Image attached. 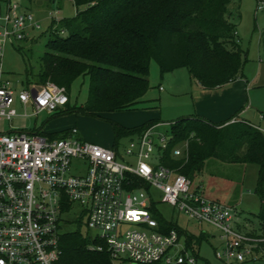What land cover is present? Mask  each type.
I'll list each match as a JSON object with an SVG mask.
<instances>
[{
  "label": "built area",
  "instance_id": "built-area-1",
  "mask_svg": "<svg viewBox=\"0 0 264 264\" xmlns=\"http://www.w3.org/2000/svg\"><path fill=\"white\" fill-rule=\"evenodd\" d=\"M263 8L264 0H256V10ZM36 26L33 14L18 10L16 2L7 0L0 9V118L17 115L14 97L22 115L52 114L69 100L64 86L24 84L5 75L6 44ZM157 124L130 140L123 159L118 149L77 138L74 127L58 138L39 129L0 132V264H61L59 223L66 203L69 210L81 205L86 227L96 232L91 237L100 242L93 248L105 249L112 261L124 256L134 264H197L191 244L182 243L175 228L162 231L152 215L151 187L161 192V201L219 231L223 248L215 251L217 258L227 264L255 259L253 247L264 236L239 228L231 207L192 190L185 174L162 163L172 135L155 133ZM186 151L184 141L171 156L186 159Z\"/></svg>",
  "mask_w": 264,
  "mask_h": 264
},
{
  "label": "trees",
  "instance_id": "trees-1",
  "mask_svg": "<svg viewBox=\"0 0 264 264\" xmlns=\"http://www.w3.org/2000/svg\"><path fill=\"white\" fill-rule=\"evenodd\" d=\"M73 2L76 13L61 19L59 30L52 24L49 26L45 50L37 60L25 64L23 83H56L65 87L70 99L71 83L87 75L88 97L75 107L77 112L97 115L136 109L149 88V65L153 57L161 72L185 67L203 89H213L242 76V51L235 25L227 18L230 0ZM60 31L66 35L62 36ZM259 44L264 51V27ZM158 122L151 120L132 129L115 125L114 129L116 135L139 134ZM169 132L172 138L162 151V163L178 169L191 181L209 157L257 164L255 191L260 208L256 216L264 223V132L258 125L242 118L229 117L213 123L195 116L174 121ZM184 141H187L186 159L172 157V148ZM139 185L142 184L139 182ZM69 208L68 203L63 207L66 211ZM152 215L162 231L175 228L179 235L183 233L175 224L166 222L155 205H152ZM77 222L85 224L83 217ZM99 243L79 230L61 232V264H113L105 249L93 248ZM186 243L190 244L189 236ZM258 247L264 252V241Z\"/></svg>",
  "mask_w": 264,
  "mask_h": 264
},
{
  "label": "rangeland",
  "instance_id": "rangeland-1",
  "mask_svg": "<svg viewBox=\"0 0 264 264\" xmlns=\"http://www.w3.org/2000/svg\"><path fill=\"white\" fill-rule=\"evenodd\" d=\"M6 1L0 0V9L5 7ZM11 1L18 4V10L30 11L34 23L38 25L29 28L27 37L8 42L3 52L2 66L6 77L13 81H24L28 62L37 60L45 50L49 26L52 24L61 29L59 21L73 16L76 7L73 0H56L54 3L45 0ZM227 8V18L235 25L236 38L242 51L244 64L241 77L205 90L190 77L185 67L161 72L158 61L153 57L149 65V88L144 101L136 109L97 115L77 112L75 107L82 105L88 97V76L84 75L71 83L68 104L52 114L41 112L33 115L28 112L22 115L24 109L14 97L13 106L17 115L11 119L0 118V132L13 129L31 131L35 128L42 133L61 136L62 132L74 127L78 131L77 138L118 149L120 159L125 158V147L131 139H136L137 134L116 135L115 125L132 129L156 120L159 122L154 128L155 133L167 134L174 121L204 115L206 120L213 123H220L229 117L242 118L258 125L264 132V51L259 44L260 31L264 27V8L256 10V0H230ZM60 34L64 36L66 32L60 31ZM160 86L162 90H159ZM156 155L158 157V152L152 153V163L156 161ZM130 162L133 163L132 158ZM74 172L75 166L71 173ZM257 172L258 165L253 162H226L209 157L204 160L202 170L194 176L191 189L231 207L239 228L264 236V223L256 216L260 208V199L255 191ZM150 195L161 217L183 231L180 240L184 241L189 236L197 264H227L215 255L216 250H222L223 242L214 226L201 224L161 201V192L154 187H151ZM81 210V205L73 203L71 210L61 214L60 232L79 230L83 235L96 233L85 224L78 225L77 220L82 218ZM122 228H134V225L124 224ZM252 254L255 259L243 263L231 261V264H264L262 249L254 246ZM113 264L134 262L123 256L114 260Z\"/></svg>",
  "mask_w": 264,
  "mask_h": 264
},
{
  "label": "crops",
  "instance_id": "crops-1",
  "mask_svg": "<svg viewBox=\"0 0 264 264\" xmlns=\"http://www.w3.org/2000/svg\"><path fill=\"white\" fill-rule=\"evenodd\" d=\"M54 2H56V0H53V3ZM18 82H21V83H23V80H21V81H18ZM32 84H34V83H32ZM160 87H162V86H160ZM160 87H159V90H162V89H160ZM205 90H209V89H205ZM200 116H202L203 118H205V116L204 115H200ZM225 120V119H224ZM35 129V128H34ZM182 243H186V239L184 240V241H182V240H180Z\"/></svg>",
  "mask_w": 264,
  "mask_h": 264
}]
</instances>
